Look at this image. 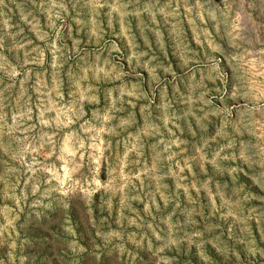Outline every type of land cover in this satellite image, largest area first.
<instances>
[{"label":"rangeland","instance_id":"rangeland-1","mask_svg":"<svg viewBox=\"0 0 264 264\" xmlns=\"http://www.w3.org/2000/svg\"><path fill=\"white\" fill-rule=\"evenodd\" d=\"M0 264H264V0H0Z\"/></svg>","mask_w":264,"mask_h":264}]
</instances>
